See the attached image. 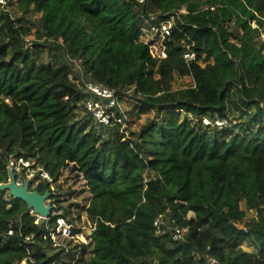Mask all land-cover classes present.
I'll return each mask as SVG.
<instances>
[{
	"label": "trees",
	"instance_id": "obj_1",
	"mask_svg": "<svg viewBox=\"0 0 264 264\" xmlns=\"http://www.w3.org/2000/svg\"><path fill=\"white\" fill-rule=\"evenodd\" d=\"M182 8L165 41L168 56L153 57L140 40L144 19ZM254 20L264 30V0H9L0 18V182L9 180L11 155L35 159L61 191L58 210L74 220L75 206L82 222L85 209L96 228L89 245L63 239L73 244L66 252L25 201L0 190V264H19L26 245L30 264H264V209L248 232L235 224L243 205L264 204V40ZM188 45L205 66L185 60ZM44 48L50 62H36ZM79 61L86 79L134 87L129 115L154 110L157 119L127 139L121 124H97L70 78H79ZM186 75L194 85L173 89ZM79 108L88 117L78 120ZM228 112L222 129L199 119ZM67 172L85 189L63 190ZM80 192L89 195L82 204L72 197ZM160 215L168 222L158 236ZM176 225L188 228L179 241Z\"/></svg>",
	"mask_w": 264,
	"mask_h": 264
},
{
	"label": "built area",
	"instance_id": "obj_2",
	"mask_svg": "<svg viewBox=\"0 0 264 264\" xmlns=\"http://www.w3.org/2000/svg\"><path fill=\"white\" fill-rule=\"evenodd\" d=\"M146 0H138L140 4L145 3ZM9 9V0H0V18ZM204 9H210L212 11L216 10V6H205ZM187 13L186 8H182L171 13H153L149 18L144 19V25L142 26V33L140 40L149 46L150 53L153 57L158 59H164L168 56L166 39L172 35L173 27L177 21H182L181 15ZM251 25L254 29L259 31V38L264 40V30L260 24L254 20L251 22ZM262 28V29H261ZM185 60L190 62H199L202 66L206 65L205 58H199L198 53L192 49L190 45L187 46L184 52ZM78 63V62H77ZM79 64H77L75 70H79V78H75L74 73L70 75V78L73 79L80 87V89L88 96L84 100L86 111L91 113L93 118L97 121V124L108 125L112 121L115 123L121 124V131L125 133V138H131V134L127 129L128 121L131 119V116L127 113L124 104L125 99H129V96L133 95L134 87L129 89H117L110 87L102 82H96L93 80L86 79L84 72ZM134 102L138 103L136 99ZM230 117L228 116L220 117L219 115L214 116H204L199 119H202L203 123L206 126L222 129L229 125ZM9 180L11 181L13 173L16 178V183L19 186H22L24 182H28L29 190H36L35 187L39 186L42 181H48L51 183L50 189L46 190L49 192V198L46 200L47 204L51 205L50 214L48 216H43L35 213V211L29 210L36 219L35 223L42 226L47 230L46 236H49L52 239V242L55 246L65 247V251L69 252L72 250L73 244H68L63 241V239H71L74 243L79 244L80 246L89 245L92 242V234L96 228V223L92 222L87 215L86 210L82 212V222L76 220V207L74 206V220L66 218L62 211L58 210L56 203L57 195L61 193L59 188L54 184V179L50 172L45 169L44 166L40 165L35 159L25 158L24 156L11 155L9 157V163L7 165ZM63 183V181L61 180ZM64 188V186H63ZM74 189V188H73ZM8 194L12 195L10 191H6ZM44 194V193H41ZM65 198L67 197L64 195ZM63 196V197H64ZM80 204L82 201L74 200ZM260 209H264V204H261L259 207L244 208L246 211L244 216H241L240 219L235 223L239 228L248 232L250 230V223L259 219ZM56 216L55 221L52 223V218ZM168 219L165 215H160L154 221V226L156 230V235L160 236L164 234L166 230V224ZM92 234H89V232ZM188 232L187 227L182 226H173L171 230V236L175 241L184 239V236ZM14 229L11 228L8 231V234L12 235ZM34 233L25 236L24 242L29 243L33 242ZM3 239H0V243ZM80 248V247H79ZM28 251V257L19 262V264H30L35 263L34 257L31 255V248L29 245H26ZM81 253V250L78 251V254ZM148 264H158V261H151ZM207 264H220L216 258H209ZM259 264V263H251Z\"/></svg>",
	"mask_w": 264,
	"mask_h": 264
},
{
	"label": "rangeland",
	"instance_id": "obj_3",
	"mask_svg": "<svg viewBox=\"0 0 264 264\" xmlns=\"http://www.w3.org/2000/svg\"><path fill=\"white\" fill-rule=\"evenodd\" d=\"M11 10L14 12L16 10L15 7L11 8ZM19 15V14H18ZM35 29L33 30V34H31V36L28 37L29 41H33L36 39L35 36ZM35 61L39 62V61H44V62H50L51 60V53L49 48H44L42 50L39 51L38 54H35L34 56ZM194 85V79L191 75H186V76H176L174 81L172 82V88L173 89H180V88H186L189 86ZM135 96L134 95H130L129 99H125L124 102L122 101V103L124 104V107L126 109V111H130V110H134L136 109V105L138 103L134 102ZM77 119H82L84 116L88 117V114L85 112L84 109L79 108L77 110ZM229 115H231L233 117V115L229 112ZM238 115V114H237ZM131 119L127 122L128 126L127 129L129 130V133L132 134L133 132H137L139 131L141 128H143L145 125L149 124L151 121L156 120L157 119V114L154 110H150L149 112H147L146 114H142L140 117H137L136 115H130ZM104 132L107 134V130H104ZM66 178L64 177V180L62 179L63 183H64V189L66 190V187L68 185H71V190H73V188L75 189V192L77 190L82 191L84 188V183L83 182H79L78 184L76 183L73 174H71L70 172L66 173ZM85 189V188H84ZM73 200H77V201H82L84 202L85 199H87L89 197L88 193H74L72 195ZM244 207V205L242 206ZM243 248L246 251L255 253L256 247L254 245H252L251 243H244Z\"/></svg>",
	"mask_w": 264,
	"mask_h": 264
},
{
	"label": "water",
	"instance_id": "obj_4",
	"mask_svg": "<svg viewBox=\"0 0 264 264\" xmlns=\"http://www.w3.org/2000/svg\"><path fill=\"white\" fill-rule=\"evenodd\" d=\"M12 179L8 183L0 182L1 191H10L13 197L25 201L29 210H34L35 213L48 216L50 214L51 205L46 203L49 198V192L41 194L38 190H29L28 182H24L22 186L17 185L15 175L11 174ZM89 234H92L90 231Z\"/></svg>",
	"mask_w": 264,
	"mask_h": 264
}]
</instances>
